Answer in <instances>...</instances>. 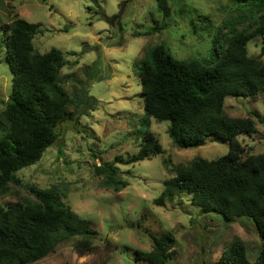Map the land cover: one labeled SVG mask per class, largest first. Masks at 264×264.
<instances>
[{"label": "rangeland", "instance_id": "374dc122", "mask_svg": "<svg viewBox=\"0 0 264 264\" xmlns=\"http://www.w3.org/2000/svg\"><path fill=\"white\" fill-rule=\"evenodd\" d=\"M167 3L171 11L164 18L155 0H0V113L12 79L3 29L14 19L40 25L32 41L35 51L43 54L55 48L65 54L67 65L61 70L59 84L69 97L84 90L95 99V110L87 108L76 121L63 122L55 145L35 165L15 173L19 184H10L0 194V206L6 208L32 201L30 187L53 190L96 231L87 254L79 255L73 242L67 241L34 264H146L134 252L150 251L153 239L164 233H171L175 240L169 264H217L235 239L244 243L249 261L257 255L261 243L250 220L226 221L213 212L202 215L187 194L160 205L156 202L163 181L174 175L173 168L194 159L221 157L228 151L227 142L207 140L198 148L178 149L166 133L168 122L152 119L150 132L162 153L134 164L123 163L141 146L136 133L143 114L138 62L145 53L163 42L177 61L215 60L231 35H250L260 25L255 8L236 0ZM198 16L208 22L198 21ZM155 24L164 30L133 36ZM263 47L264 36L256 34L247 43L248 56L264 62ZM223 112L230 118L254 122L253 132L238 137L242 156L264 153V95L227 97ZM103 163L118 168L117 176L127 183L125 188L116 191L101 186L103 177L95 170Z\"/></svg>", "mask_w": 264, "mask_h": 264}, {"label": "trees", "instance_id": "16d2710c", "mask_svg": "<svg viewBox=\"0 0 264 264\" xmlns=\"http://www.w3.org/2000/svg\"><path fill=\"white\" fill-rule=\"evenodd\" d=\"M155 1L162 16L168 18L171 10L167 0ZM236 2L255 8L260 25L250 35H231L215 60L177 61L163 42L152 46L139 60L143 114L136 133L141 146L123 163L134 164L162 153L150 132L152 119L168 122L166 133L178 149L198 148L207 140L227 142L228 151L221 157L194 159L173 168L174 175L163 181L156 202L160 205L187 194L202 215L213 212L226 221L250 220L261 243L254 260H248L244 243L235 239L217 264H264V153L242 156L238 137L253 132L254 122L250 118H230L223 112L227 97L264 95V62L249 57L246 48L253 36H264V0ZM197 19L208 22L206 17ZM39 28V24L14 19L3 29L7 35L5 60L12 79L5 109L0 113V194L6 193L10 184H19L15 173L35 165L55 145L63 122L76 121L87 108L95 110V99L87 91L69 97L59 84L61 70L67 65L63 52L52 48L41 54L34 50L32 41ZM163 30L155 24L146 31L133 32V36H150ZM95 172L103 177L102 187L119 191L127 185L111 163L101 164ZM28 190L32 201L0 206V264H34L67 241L73 242L81 256L92 250L96 231L88 220L72 212L53 190ZM174 242L171 233L161 234L153 239L150 251L137 250L135 257L146 264H169Z\"/></svg>", "mask_w": 264, "mask_h": 264}]
</instances>
